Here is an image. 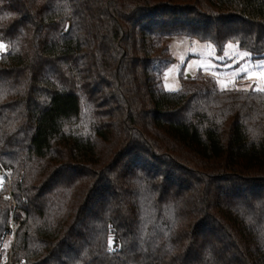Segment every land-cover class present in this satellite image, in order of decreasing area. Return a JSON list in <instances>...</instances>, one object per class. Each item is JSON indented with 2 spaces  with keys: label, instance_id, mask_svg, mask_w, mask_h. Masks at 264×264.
Returning a JSON list of instances; mask_svg holds the SVG:
<instances>
[{
  "label": "trees",
  "instance_id": "obj_1",
  "mask_svg": "<svg viewBox=\"0 0 264 264\" xmlns=\"http://www.w3.org/2000/svg\"><path fill=\"white\" fill-rule=\"evenodd\" d=\"M169 35L262 58L264 0H0V264H264V93L165 91Z\"/></svg>",
  "mask_w": 264,
  "mask_h": 264
},
{
  "label": "rangeland",
  "instance_id": "obj_2",
  "mask_svg": "<svg viewBox=\"0 0 264 264\" xmlns=\"http://www.w3.org/2000/svg\"><path fill=\"white\" fill-rule=\"evenodd\" d=\"M4 44L8 50V44L6 42ZM159 47L161 57L171 59V62L168 63L160 75L161 87L165 91H176L181 88L183 83L180 76L184 78L186 88L195 89L204 86L219 88L216 83L217 80L228 81L230 88H245L249 85L255 87L257 84L262 83V81L255 78L253 80L244 78L241 69L248 68L253 72L258 71L256 66L264 62V57L253 58L250 54L239 64L226 59H219L225 51L230 54L244 51L239 48L226 49L224 47L221 53H216L213 45L208 42H200L193 38L175 35L162 37ZM4 52H0V55ZM189 65H191L190 68ZM185 70L188 71L187 78H185ZM259 70L264 71V69ZM165 85H167V88ZM4 175L5 173L0 171V177L4 178ZM12 239V233H8L1 242L2 264H12L9 259Z\"/></svg>",
  "mask_w": 264,
  "mask_h": 264
},
{
  "label": "snow or ice",
  "instance_id": "obj_3",
  "mask_svg": "<svg viewBox=\"0 0 264 264\" xmlns=\"http://www.w3.org/2000/svg\"><path fill=\"white\" fill-rule=\"evenodd\" d=\"M239 46H240L239 42H237L236 45H233L231 42H228L224 45V47L226 49L239 48ZM209 47H211V45H209ZM4 51H7V47L4 44L3 40H0V52H4ZM249 56H250V53L248 51L235 52L232 54L225 51L224 55L219 57V59H226V60H229V61H232L234 63L239 64L240 61H242L244 58L249 57ZM190 67H191V65H189V68ZM256 67L258 69V71H256V72H253L251 69H248V68H242L241 73L244 75V78H246L248 80H253L255 78V79L262 81V83L257 84L255 87H252L251 85H249L248 87L240 89V88H234V87L230 88L228 81L217 80L216 83L219 86V90L220 91H244V92H247V91H249V88H251V90L254 92L264 93V71L259 70V69H264V62H261ZM187 76H188V71L185 70V78H187ZM165 87L167 88V85H165ZM2 181H3V177H0V187H2ZM6 199H7V197H6ZM109 227L111 228V226H109ZM108 250L109 251L113 250V237H112V235H109V237H108Z\"/></svg>",
  "mask_w": 264,
  "mask_h": 264
},
{
  "label": "built area",
  "instance_id": "obj_4",
  "mask_svg": "<svg viewBox=\"0 0 264 264\" xmlns=\"http://www.w3.org/2000/svg\"><path fill=\"white\" fill-rule=\"evenodd\" d=\"M4 183H5V182H4V181H2V186L4 185ZM7 193H8V192H7Z\"/></svg>",
  "mask_w": 264,
  "mask_h": 264
}]
</instances>
